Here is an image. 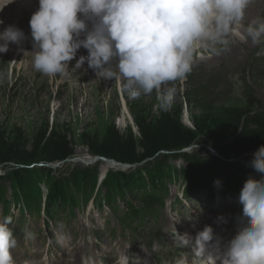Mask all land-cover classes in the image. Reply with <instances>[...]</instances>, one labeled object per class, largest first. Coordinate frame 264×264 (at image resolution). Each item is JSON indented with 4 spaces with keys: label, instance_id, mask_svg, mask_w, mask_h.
<instances>
[{
    "label": "rangeland",
    "instance_id": "obj_1",
    "mask_svg": "<svg viewBox=\"0 0 264 264\" xmlns=\"http://www.w3.org/2000/svg\"><path fill=\"white\" fill-rule=\"evenodd\" d=\"M251 3L258 5L253 8V11L249 9L252 8L251 5L248 6L244 19L228 38L227 51L222 50L224 46L220 44L197 48L193 54V68L187 79L183 82H174L176 95L172 109L180 107L183 109L182 121L185 125L192 126L191 114L197 113L198 107L209 100L243 108L252 102L260 101V104L250 109V113L260 107L264 109V52H261L264 44H254L250 39L245 38L246 27L257 18H264V0H251ZM12 23L15 22H10L8 25ZM10 45L14 46V43ZM28 46L29 44L24 45L26 55L23 56H19L21 51H18L14 58L10 50L8 51L10 54L0 53V133L11 134L21 131L30 145L40 129L45 126L50 129L53 127L67 133L68 138L74 143V154L65 160L47 163L42 171H40L42 163L35 165L33 171L25 173L27 182L22 187L14 185L10 178V170L13 169L14 164L0 165V174H7L10 179L5 183L3 191L5 198L10 200L11 197L18 198L17 202L12 200L13 204L8 212L10 215L0 213V221L14 216L9 225L18 240L17 247L12 250L14 264H62L72 262L74 259L81 260V264H84L85 259L88 260V264H117L118 257L122 253L130 256V264H145V262L146 264H174L181 255L191 252L190 247L180 248L175 241V231L184 235L179 230H181L180 224L186 219L195 230L205 226L207 221H211L215 232L218 230L222 232L223 239H226L227 232H230L228 239L235 236V228L236 225L238 226V217L242 215L243 206L235 208L228 201L229 197H226V204L219 203V207L215 204L217 196L210 197L208 193L203 202H195V199L201 201L204 198L202 191H199L201 193H197V196H192L194 199L187 202L176 201L177 197L181 196L182 185L193 182L188 174L191 163L182 157H171L163 163L161 162L163 159L159 156L140 163L126 164L93 154L84 143L83 134L101 135L112 124H115L122 133L133 132L138 137L139 132L133 111L154 116L160 114L156 107L155 92L131 99L124 91L121 81L105 80L101 85V79L96 77L94 70L86 71L87 62L83 68L75 69V60L70 62V67L73 69L69 68L67 76L43 75L33 68V54L29 53L33 50V46L30 48ZM87 54V50L81 48L76 59L80 55ZM72 70L79 71L80 74L73 72L76 74L71 75ZM208 142L210 143V140L202 138L183 151L206 159L212 154H217ZM253 154L249 152L231 160L249 163ZM109 160L113 163L117 162V165L114 163L115 168L114 165L108 164L111 163ZM158 163L171 171L178 169L182 173L178 172L176 184L167 182L170 194L163 213H155L151 218H147L146 224L141 226H138L139 219L134 220L130 229L133 234L129 231L128 235L122 233V224L119 218L112 214L107 201L101 207L102 210L95 208L93 205L95 201H92L93 203L89 201L85 208H75L74 217L70 220L60 218L59 221V218L57 220L53 218L48 224L46 220L44 222L46 217L44 212L46 213L49 207L54 206L52 205L54 201L49 197L52 183L66 178L75 170L86 168L97 172L98 179L94 193L98 194L95 199L100 200L107 193L104 194L106 186L103 180L109 176L108 181L111 180V182L121 173L130 180L138 177L145 179L148 183L147 178L151 177L153 166ZM239 174L240 181H246L249 174L256 175L252 168L246 173L243 171ZM225 176L222 174L218 176L221 178L219 179L221 185L217 186L219 189H222V185L225 184L223 182L227 179L224 178ZM120 184L122 185V182ZM32 187L37 188L41 196L40 218L35 217L36 214L34 215L31 210L30 213L22 210L29 196L28 190ZM125 191L122 189L123 193ZM139 191V189L128 190L125 197L117 198L120 207H123L122 212L128 213L130 202L134 205L142 202ZM171 203L174 209L171 208ZM60 213L62 215V210H59V216ZM20 219H24L25 222L22 224ZM151 219L156 222H151ZM221 221H224L226 223L224 225L231 229L222 228ZM49 227L52 228L49 230ZM112 229H115V232ZM27 232L31 233L30 238H26ZM62 252L63 256H61ZM171 257L174 260H171Z\"/></svg>",
    "mask_w": 264,
    "mask_h": 264
},
{
    "label": "clouds",
    "instance_id": "obj_2",
    "mask_svg": "<svg viewBox=\"0 0 264 264\" xmlns=\"http://www.w3.org/2000/svg\"><path fill=\"white\" fill-rule=\"evenodd\" d=\"M251 0H39L29 24L33 68L46 76H67L70 62L75 69L88 68L96 77L122 82L129 98L155 92L157 109L169 112L175 101L174 82L187 79L193 54L199 47L223 45L245 17ZM0 24L3 21L0 20ZM247 39L264 44V18L245 29ZM25 39L15 25L0 31V53ZM83 48L87 55H80ZM216 51L215 48H213ZM264 52V48H261ZM199 144L197 145V149ZM249 174L240 191L242 215L237 231L226 243L210 225L193 239L175 231L180 248L190 247L175 264H264V145L253 154ZM216 186L221 181H214ZM223 219V218H221ZM0 221V264H14L12 250L18 240ZM31 233H26L30 238ZM155 247V245H154ZM122 253L117 264H130ZM88 264V260H84ZM146 264V262H145Z\"/></svg>",
    "mask_w": 264,
    "mask_h": 264
},
{
    "label": "trees",
    "instance_id": "obj_3",
    "mask_svg": "<svg viewBox=\"0 0 264 264\" xmlns=\"http://www.w3.org/2000/svg\"><path fill=\"white\" fill-rule=\"evenodd\" d=\"M257 104H260V101L252 102L243 108L209 100L198 107L197 113L191 114L192 126L183 123L181 107L155 116L133 111L138 137L133 132L122 133L115 124H112L101 135L83 134V140L93 154L126 164L140 163L159 156L163 159L161 161L163 163L171 157H182L191 163L188 173L193 181L191 187L195 185L210 187L215 180L221 179L218 176L222 174L226 175L224 178H227L225 184L228 189L229 183L235 186L240 176L239 172L246 173L251 169L249 163H239L230 159L249 152L255 153L261 145H264V109L260 107L250 113V109ZM202 138L210 140L208 143L219 155L212 154L203 159L183 151ZM73 147L74 143L65 131L53 127L50 129L48 126L36 133L30 145L21 131L11 134L0 133V165L14 164L13 169L10 170V178L14 185L22 187L27 182L25 173L33 171L35 165L42 163L41 170H43L47 163L65 160L74 154ZM152 170L153 174H149L151 177L147 178L148 183L138 177L130 180L121 173L113 182L106 178L107 181H103L106 186L104 192V194L107 192L106 197L100 198L101 202H99L100 200H96L98 194L96 196L94 193L98 179L97 172L86 168L77 169L66 178L52 183L49 197L54 201H52L54 207L48 208L47 216L51 219L52 216L57 218L55 215L59 217V210H62L64 216L69 218V215L71 217L75 214V208H83L89 201H95L94 205L97 208L102 207L105 201L109 206L114 207L118 204L117 198L124 197L122 189L131 191L139 189L142 202L138 205L129 203V213H124L122 217L129 225L130 221L142 214L143 208L152 213L153 210L163 207L169 194L167 182L172 183L182 172L178 169L171 171L161 163L153 166ZM7 180H10L7 174H0V212L6 214L13 204L12 200L17 202L18 199L17 196L11 197V200L5 198L3 191ZM32 188L28 190L29 199L27 198L25 204L29 203L31 212L39 217L41 196L37 188ZM61 205H64L63 208ZM115 212L118 213L119 210L116 209Z\"/></svg>",
    "mask_w": 264,
    "mask_h": 264
},
{
    "label": "bare ground",
    "instance_id": "obj_4",
    "mask_svg": "<svg viewBox=\"0 0 264 264\" xmlns=\"http://www.w3.org/2000/svg\"><path fill=\"white\" fill-rule=\"evenodd\" d=\"M249 5H251V7L252 8H249L251 11H253L254 9V7L255 6H257L258 4H256V3H250ZM38 7H39V0H0V18L2 19V21H3V24H2V26H0V27H2V28H0V31H2V29H4V28H6L7 26H8V23H10V22H15V23H12L11 25H15V26H17L18 28H20L23 32H24V34H25V39H23L19 44H15L14 43V46H12V45H9V50L10 51H12L13 52V54H12V58H14L15 56H16V54H17V52L18 51H21L20 52V54H19V56H23V55H26V53H25V49H23L24 48V45L25 44H29V48L30 47H32L33 45H32V38H31V29H30V24H29V21H30V18H31V16H32V14L38 9ZM250 12V11H249ZM245 29V28H244ZM23 43H24V45H23ZM245 43V42H244ZM28 48V49H29ZM9 53V52H8ZM10 54V53H9ZM90 68H88L87 67V69H86V71H88ZM91 71H92V69H91ZM73 72H76L75 70H72V74L71 75H75L76 73H77V75L78 74H80V72L79 71H77L76 73H73ZM83 74V73H82ZM81 74V76H84V75H82ZM80 76V75H79ZM103 81H105V79H101L100 80V84L101 85H103ZM99 83V82H98ZM99 87V86H98ZM79 89V88H78ZM89 96V95H88ZM89 100V99H88ZM88 102V101H87ZM255 110V109H254ZM109 162H111V163H108V164H111V165H114V168H115V166L117 165H115L112 161H110L109 160ZM53 163V162H52ZM148 163V162H147ZM130 164V163H129ZM45 165V164H44ZM5 166V165H4ZM40 166V165H39ZM140 166V165H139ZM131 167V166H130ZM134 168V167H133ZM182 168V167H181ZM186 168H187V166H186ZM40 169V168H39ZM107 169H109V168H107ZM112 169V168H111ZM117 169V168H116ZM123 169V168H122ZM137 169V168H136ZM135 169V170H136ZM1 170V169H0ZM37 170V169H36ZM132 170V169H131ZM184 170V169H183ZM40 171H42V170H40ZM120 171V170H119ZM105 172H106V170H105ZM130 173V172H129ZM132 173V172H131ZM182 173V172H181ZM103 174H104V172H103ZM115 174V173H114ZM113 174V175H114ZM102 175V174H101ZM117 175V174H116ZM129 175V174H128ZM145 175V174H144ZM103 176V175H102ZM110 177V176H109ZM108 177V178H109ZM149 177V176H148ZM150 178V177H149ZM99 179L101 180V178L99 177ZM104 181V180H103ZM105 181H107V180H105ZM216 181V180H215ZM224 183H225V181H223ZM222 182V183H223ZM107 184V183H106ZM105 185V184H104ZM109 186V185H108ZM101 187V186H100ZM146 188V187H145ZM210 188H218L216 185H215V183H213L211 186H210ZM223 190H226L227 188H226V184H224V186H223ZM99 190V189H98ZM129 191H131V190H129ZM118 192V191H117ZM126 192H128V190H126L125 191V193ZM190 192H192L191 190H190ZM99 193V192H98ZM125 193L123 194V196L125 197ZM209 194V196L210 197H212L213 195H214V197L216 196V194L214 193V192H209L208 193ZM108 195V194H107ZM96 196H97V194H96ZM99 196H101V195H99ZM104 196V195H103ZM127 196V195H126ZM102 197V196H101ZM106 197V196H105ZM122 196H119V198H121ZM134 197V196H133ZM226 197H230V196H226V195H221L220 197H219V200H220V203H223V204H226L225 202H226ZM118 198V199H119ZM109 199V198H108ZM138 199V198H137ZM5 200V199H4ZM70 200V199H69ZM115 200V199H114ZM45 201V200H44ZM71 201V200H70ZM133 201V200H132ZM141 201V200H140ZM65 202V201H64ZM83 202V201H82ZM99 202H101V200L99 201ZM99 202H98V204H99ZM104 202V201H103ZM49 202L47 201V204H48ZM95 203V202H94ZM105 203V202H104ZM103 203V204H104ZM119 203L120 202H118V204L117 205H115L114 207H116V209H118L119 211H122L123 210V207H120V205H119ZM131 203V202H130ZM137 203V202H136ZM29 204V203H28ZM28 204H25L24 203V207L22 208V207H20V208H22V210H24V212H27V211H29V212H27V213H30V207L28 206ZM46 204V203H45ZM69 204V203H68ZM71 204V203H70ZM109 204V203H108ZM216 205H217V203H215ZM36 205H38L37 203H36ZM65 205V204H64ZM63 205V206H64ZM71 205H73V204H71ZM70 205V206H71ZM46 206H48V205H46ZM63 206L61 205V207L63 208ZM66 206V205H65ZM101 206V205H100ZM99 206V207H100ZM38 207V206H37ZM54 207V206H53ZM60 207V208H61ZM114 207H112V208H110L111 210L112 209H115ZM36 208V207H35ZM39 209V208H38ZM46 209V208H45ZM58 209V208H57ZM74 209V208H73ZM34 210V209H33ZM50 210V209H49ZM69 210V209H68ZM46 211H48V209L46 210ZM52 211V210H51ZM67 212V211H66ZM71 212H72V209H71ZM39 213V212H38ZM54 213V212H53ZM56 213H57V210H56ZM69 213V212H68ZM16 214V213H15ZM52 214V213H51ZM59 214V213H58ZM66 214V213H65ZM113 214V213H112ZM25 215V214H24ZM37 215V214H36ZM22 216V215H21ZM55 216H57L58 217V215H55ZM24 217V216H23ZM31 217V216H30ZM36 217V216H35ZM28 218V217H27ZM46 218V217H45ZM68 218V217H67ZM66 218V219H67ZM70 215H69V219L68 220H70ZM117 218V217H116ZM52 219H53V216H52ZM51 219V220H52ZM34 220V219H33ZM57 220V219H56ZM59 221H60V218L58 219ZM16 221V220H15ZM32 221V220H31ZM107 221H109V220H107ZM114 221V220H113ZM26 222H27V220H26ZM51 222V221H50ZM65 222V221H64ZM35 223H37V222H35ZM106 223V222H105ZM23 224V223H22ZM48 224V223H47ZM55 224H57V223H55ZM54 224V225H55ZM62 224V223H61ZM70 224V223H69ZM226 224V223H225ZM35 225V224H34ZM40 225V224H39ZM43 225V224H42ZM45 225H46V223H45ZM68 225V224H67ZM105 225V224H104ZM181 225V230L180 231H182L184 234H188L190 237H192L193 239L195 238L194 236H193V234L195 233L194 232V230H193V227H192V225H190L189 223H187V219L184 221V223H181L180 224ZM49 226V225H48ZM111 226V225H110ZM29 227V226H28ZM27 227V228H28ZM46 227V226H45ZM65 227V226H64ZM63 227V228H64ZM104 227H106V226H104ZM224 227L225 228H229L227 225H224ZM33 228V227H32ZM36 228V227H35ZM50 228H52V227H49V230H50ZM70 228V227H69ZM107 228V227H106ZM110 228V227H109ZM113 228H114V226H113ZM37 229H39V228H37ZM36 229V230H37ZM47 229H48V227H47ZM59 229H60V227H59ZM236 229H237V226H236ZM40 230V229H39ZM52 230V229H51ZM57 230V229H56ZM64 230V229H63ZM62 230V231H63ZM105 230V229H104ZM107 230V229H106ZM46 231V230H45ZM65 231V230H64ZM76 231V230H75ZM110 232H111V230H109ZM47 232V231H46ZM45 232V233H46ZM58 232H60V231H58ZM73 232V231H72ZM131 232V231H130ZM67 233V232H66ZM70 233V232H69ZM59 234V233H58ZM46 235V234H45ZM53 235H54V233H53ZM50 237V236H49ZM52 237H54V236H52ZM46 238V237H45ZM64 238V237H63ZM46 240V239H45ZM54 240V239H53ZM52 240V241H53ZM59 240H61L60 238H59ZM56 241V240H55ZM46 242V241H45ZM60 243V242H59ZM67 243V242H66ZM54 244V243H53ZM65 244V243H64ZM69 244V243H68ZM72 244V243H71ZM44 245V244H43ZM66 245V244H65ZM60 247V246H59ZM58 247V248H59ZM65 248V247H64ZM73 248V247H72ZM60 249V248H59ZM71 250V249H70ZM31 251V250H30ZM38 251V250H37ZM36 251V252H37ZM48 251V250H47ZM60 251V250H59ZM63 251V250H62ZM65 253H66V250L64 251ZM74 252V251H73ZM40 253V252H39ZM50 253V252H49ZM61 256H63V252H62V254H61ZM42 259V258H41ZM67 259H68V257H67ZM76 260V262H74ZM171 260H173V258H171ZM74 261H72V262H74V263H72V262H65V263H62V264H81V260H78V259H74ZM45 262V261H44ZM83 262V261H82ZM19 264V263H18ZM50 264V263H49Z\"/></svg>",
    "mask_w": 264,
    "mask_h": 264
},
{
    "label": "water",
    "instance_id": "obj_5",
    "mask_svg": "<svg viewBox=\"0 0 264 264\" xmlns=\"http://www.w3.org/2000/svg\"><path fill=\"white\" fill-rule=\"evenodd\" d=\"M114 163H115V164H117V162H116V161H114Z\"/></svg>",
    "mask_w": 264,
    "mask_h": 264
}]
</instances>
